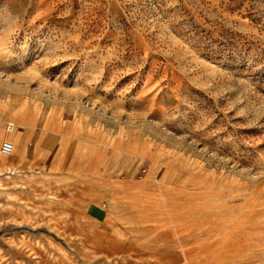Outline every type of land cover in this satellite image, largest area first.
Returning <instances> with one entry per match:
<instances>
[{
    "label": "rangeland",
    "instance_id": "1",
    "mask_svg": "<svg viewBox=\"0 0 264 264\" xmlns=\"http://www.w3.org/2000/svg\"><path fill=\"white\" fill-rule=\"evenodd\" d=\"M0 264H264V0H0Z\"/></svg>",
    "mask_w": 264,
    "mask_h": 264
},
{
    "label": "built area",
    "instance_id": "2",
    "mask_svg": "<svg viewBox=\"0 0 264 264\" xmlns=\"http://www.w3.org/2000/svg\"><path fill=\"white\" fill-rule=\"evenodd\" d=\"M8 130L13 132L15 130V126H9ZM13 152V144L11 142H5L1 148V153L5 156H10Z\"/></svg>",
    "mask_w": 264,
    "mask_h": 264
},
{
    "label": "bare ground",
    "instance_id": "3",
    "mask_svg": "<svg viewBox=\"0 0 264 264\" xmlns=\"http://www.w3.org/2000/svg\"><path fill=\"white\" fill-rule=\"evenodd\" d=\"M12 154H13V152H12ZM12 154H11V155H12Z\"/></svg>",
    "mask_w": 264,
    "mask_h": 264
}]
</instances>
